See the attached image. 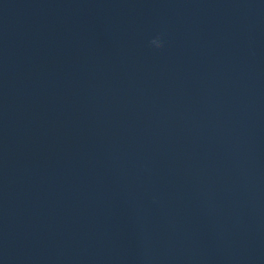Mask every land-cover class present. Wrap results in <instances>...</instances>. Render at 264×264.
Masks as SVG:
<instances>
[{
  "label": "water",
  "instance_id": "95a60500",
  "mask_svg": "<svg viewBox=\"0 0 264 264\" xmlns=\"http://www.w3.org/2000/svg\"><path fill=\"white\" fill-rule=\"evenodd\" d=\"M0 264H264V0H0Z\"/></svg>",
  "mask_w": 264,
  "mask_h": 264
},
{
  "label": "clouds",
  "instance_id": "9594fccd",
  "mask_svg": "<svg viewBox=\"0 0 264 264\" xmlns=\"http://www.w3.org/2000/svg\"><path fill=\"white\" fill-rule=\"evenodd\" d=\"M150 46H152L153 48L159 49L161 47H163V40L162 38L158 35L153 37L150 41H149Z\"/></svg>",
  "mask_w": 264,
  "mask_h": 264
}]
</instances>
